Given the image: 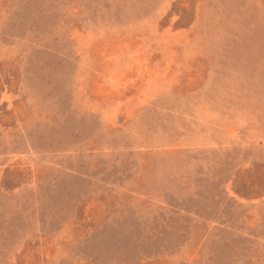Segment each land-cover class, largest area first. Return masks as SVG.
Returning <instances> with one entry per match:
<instances>
[{"label": "rangeland", "instance_id": "rangeland-1", "mask_svg": "<svg viewBox=\"0 0 264 264\" xmlns=\"http://www.w3.org/2000/svg\"><path fill=\"white\" fill-rule=\"evenodd\" d=\"M0 264H264V0H0Z\"/></svg>", "mask_w": 264, "mask_h": 264}]
</instances>
